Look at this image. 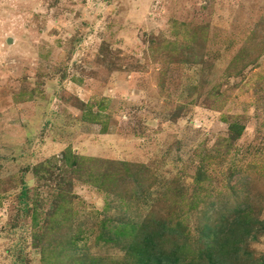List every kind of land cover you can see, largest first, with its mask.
I'll return each instance as SVG.
<instances>
[{"label":"rangeland","instance_id":"obj_1","mask_svg":"<svg viewBox=\"0 0 264 264\" xmlns=\"http://www.w3.org/2000/svg\"><path fill=\"white\" fill-rule=\"evenodd\" d=\"M189 39L202 63H181L180 55L164 63L165 40ZM239 54L241 66L253 63L227 85L223 76ZM202 77L205 95L219 92L218 104L182 91ZM263 77L264 0H0V264H40L31 210L44 218L60 196L85 234L76 246L86 264L133 263L97 241L101 224L124 213L134 222L182 221L197 246L196 157L222 142L223 114L246 116L247 127L236 154L207 163L205 189L225 200L233 190L241 195L245 180L263 220L264 130L255 110ZM102 101L106 134L82 119L83 105ZM67 150L82 158L76 167L65 165ZM121 162L133 165L122 180ZM136 187L141 196L132 195L129 210L116 201ZM249 251L264 253V231Z\"/></svg>","mask_w":264,"mask_h":264},{"label":"trees","instance_id":"obj_2","mask_svg":"<svg viewBox=\"0 0 264 264\" xmlns=\"http://www.w3.org/2000/svg\"><path fill=\"white\" fill-rule=\"evenodd\" d=\"M165 41L163 51L167 58L164 63L178 60L179 55L183 58L181 63L197 64L203 62L204 55L199 48L195 47L197 41L192 39L181 42ZM197 45L199 46V44ZM241 62H243V57L240 54L232 59L226 75L223 76L227 85L231 78L241 77L242 73L238 72L240 71L239 68L244 70L243 68L249 63L252 64L253 60L252 62L247 60V63L244 62L242 66L240 65ZM165 75L166 73L163 72L161 78L163 79ZM260 79L264 81V77ZM204 84L207 82L202 77L196 84L197 86H191L190 83L185 82L181 88L189 97L198 93L205 95L203 92ZM259 85L261 84L259 83ZM263 85L260 86V92L263 90ZM218 93L206 91L205 96L209 97L210 95L217 102ZM103 102L83 105L82 119L85 122L102 125L101 133L106 134L107 122L103 120L104 117L101 114L106 109ZM256 103L255 110L256 115H258L256 118L261 121L260 127L264 130V96L258 97ZM94 106L99 112L94 113ZM178 107V110L182 108V106ZM221 120L226 124L227 129L225 136L221 139L222 142L218 144L216 141L213 149L211 148L209 151L203 149L197 153L196 157L197 165L192 181L194 191L190 197V209L196 212L197 246L191 243L189 230L186 229L182 221H177L173 225L154 219L134 222L125 213L117 222L110 224V227L106 226V223H102L97 241H102L120 249V251L122 250L126 258L134 259L132 264H264V253L255 258L249 251V242L256 240L258 235L264 231V219L260 220L258 217L262 206L259 203V197L252 199L253 197L249 196L245 187L247 185L245 180L240 182L243 186V193L239 192L241 195H238L233 190L225 200L219 195L212 198L209 193L210 188L205 189V184L211 185V179L206 168L207 163L212 162L211 159L226 160L232 153L236 154L238 151L236 144L244 135L247 127V119L243 115L231 118L223 114ZM63 158L68 167H72V165L76 167L78 160L82 159L72 156L70 150L66 151ZM80 165L75 168L76 171L83 169ZM119 166L122 169L120 171V179L122 180L126 175L129 176L130 168L133 165L121 162ZM134 168L141 169L140 166ZM249 168L253 169L251 166ZM251 170H249L250 174ZM117 178L116 175H111L109 182L111 184L117 183ZM95 180L99 181L98 179ZM103 189L107 193L105 186ZM141 192V188L136 187L131 193L125 192L123 197L122 192L114 193L117 194L116 201L124 204L129 210V204L127 205L126 202L132 200V195L133 197L134 195L141 196ZM202 192L206 193L203 198L199 195ZM165 195H167V191L163 196ZM140 196L135 197V201H138ZM23 197H25L24 194ZM73 213L69 203L62 196L60 199H55L54 206L44 218L36 208L31 210V244L40 249V264L87 263L88 260L84 259V255L78 254L76 244L78 241L85 240L86 237L80 229V225L75 223ZM89 261L90 264H95L94 259Z\"/></svg>","mask_w":264,"mask_h":264}]
</instances>
